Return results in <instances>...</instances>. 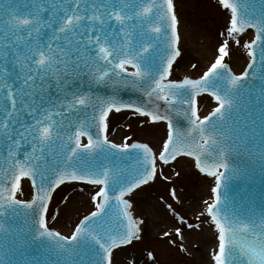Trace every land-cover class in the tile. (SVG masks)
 I'll return each instance as SVG.
<instances>
[{
    "label": "snow or ice",
    "instance_id": "6c2138e0",
    "mask_svg": "<svg viewBox=\"0 0 264 264\" xmlns=\"http://www.w3.org/2000/svg\"><path fill=\"white\" fill-rule=\"evenodd\" d=\"M220 3L231 11L225 32L235 44H241L239 37L246 28H257L255 39L243 47L250 50L252 63L248 67L264 80V71L257 70V59L260 69L264 70V10L253 24L247 13L238 14L237 3L230 0H220ZM246 3L254 4L255 0H246ZM7 4L5 7L0 0V16H8L7 20H0V158L9 165L0 175V186H3L0 196L7 191L4 203L24 204L17 199V194L24 190L22 178L31 177L38 190L36 199L41 202L37 232L40 236L52 237L60 234L49 231L45 220L48 208L45 197L39 193L46 186L51 191L53 185L65 181L103 186L91 197L93 200L102 197L97 210L80 221L70 238L82 251L76 248L67 251L70 256L82 255L81 264H88L83 260L87 255L83 246L89 244L93 254L90 264H114V250H122V246L140 239L142 221L133 219L131 205L124 199L126 194L157 177V159L167 164L182 153L195 154L192 145L186 143L187 134L178 129L175 115H183L191 129L201 135L207 122L231 141L234 150H239L241 135L236 129L239 120L233 118V110L238 114L241 107L247 110L249 103H253L246 94L250 90L243 88L249 72L231 74L228 64L224 63L229 55V44L225 41L218 48V58L202 77L169 79L173 62L181 55L177 47L180 34L174 0L147 3L146 0H16L15 7L11 6L12 0H7ZM225 74L233 88L221 95L214 81L216 77L223 80ZM100 86L111 89L112 94L105 96L93 90ZM128 87L143 92L148 101L123 100L120 90ZM209 92L218 106L211 115L201 119L198 98L204 99L201 94ZM158 101L166 105L164 112L160 111ZM261 101H264V91L254 103ZM149 104L154 105L151 110ZM177 104L182 111L177 110ZM124 109H134L135 113L150 116L153 121L168 122L166 142L158 156L147 143L117 144L108 139L109 114L116 119V114ZM258 113V119L264 123V107H259ZM252 124H256L255 119ZM261 136L264 137V131ZM85 137L87 143L82 142ZM25 147L30 150H24ZM129 150L134 152L136 164L131 173L120 164L129 156ZM21 151L23 159L19 155ZM49 155H53L51 161L46 158ZM60 156H63V170L57 171ZM196 158L200 160V156ZM198 166L208 171L202 164ZM211 175L220 176L218 172ZM219 186L217 178L216 188L212 190L216 192L217 203ZM27 191L30 196V187ZM81 195L74 192L68 203ZM34 203L27 207L31 208ZM106 207L111 211L106 212ZM206 207L218 229L215 264H264V217L258 226L254 224V238L249 239L231 227L226 228L216 218L215 204ZM113 217L119 218L115 224ZM89 222L97 227L86 228ZM175 231L179 233L181 229ZM229 232L231 235H226ZM63 239L67 241L69 237ZM148 256L153 257V253L149 252ZM68 264L77 262L69 260ZM153 264H156L155 257Z\"/></svg>",
    "mask_w": 264,
    "mask_h": 264
},
{
    "label": "rangeland",
    "instance_id": "374dc122",
    "mask_svg": "<svg viewBox=\"0 0 264 264\" xmlns=\"http://www.w3.org/2000/svg\"><path fill=\"white\" fill-rule=\"evenodd\" d=\"M174 2L184 22L192 27L191 39L196 43L194 48L185 44L179 48L181 62L184 64L182 69L190 72L194 78L203 75L206 66L202 62V54L197 55L194 49L204 44L208 47V52L218 58L219 46L227 41L229 55L224 62L230 65L235 74L243 71L241 66L248 55L243 45L247 44L245 37L249 35L240 36L239 45L226 35L229 9H225L220 0ZM212 63L214 61L210 65ZM172 76L175 80L184 78L180 70H175ZM202 97L204 99H200L198 103L200 115L205 111L210 112L216 106L214 98L207 95ZM116 117L112 119V114L109 117L108 139L118 142L117 144L137 139L155 148L158 142L165 141L164 123L154 124L135 112L117 113ZM128 137L130 139L126 140ZM157 172L152 183L138 189L130 197L135 216L142 218V234L139 241L114 251V264H153V257L156 264H215L216 240L209 233L211 222L207 211H200V208L207 205L206 192L202 189L204 177L194 169L191 159L179 160L171 166L159 164ZM206 179L211 182L213 178ZM24 186L20 199H32V190L30 196L27 191L29 183ZM99 190L100 187L81 183H71L59 188L47 212L48 227L61 234L66 229H74L81 215H89L96 209L100 198L93 200L91 197ZM74 192H81L82 195L68 203ZM197 225L199 227H195ZM176 228L181 231L177 233ZM149 252L153 253V257L148 256Z\"/></svg>",
    "mask_w": 264,
    "mask_h": 264
},
{
    "label": "water",
    "instance_id": "95a60500",
    "mask_svg": "<svg viewBox=\"0 0 264 264\" xmlns=\"http://www.w3.org/2000/svg\"><path fill=\"white\" fill-rule=\"evenodd\" d=\"M2 2L5 3V7L8 6L7 0H2ZM147 2H150V0H146V3ZM230 3H237L238 14L247 13L248 18L253 24H255L260 12L264 10V4L261 3V0H255L254 4H248L246 3V0H230ZM11 6H16V0H12ZM21 7L23 6L21 5ZM7 19V15L0 16V20ZM250 30L253 31L255 35L257 34V28L253 26L246 28L245 33ZM251 40L252 35L250 41ZM246 65L247 62L244 63L243 70ZM129 67L131 68V66ZM207 69L208 68L204 69V72ZM229 69L231 70L230 67ZM257 70L264 71L260 69L259 59H257ZM246 71L249 72V76L244 79L243 88L250 90L246 94L249 97V100L253 103H249L247 110L241 107L238 114L233 110V118L235 120H239V124L236 125L237 133L241 135V141L239 142L240 147L238 151L231 147V141L218 134V132L208 125L207 122L205 132L201 135L198 131H193L191 129V125L183 115H175L174 121L178 129L187 134L186 143L192 145V150L195 153L192 156L182 153L181 156L177 157V159L182 156L193 158L195 160L196 168L201 173L211 175V172H218L220 174L219 177H216L220 179V201L219 203L215 202L216 207L214 209L216 218L220 219L226 228L231 227L239 235H247L249 239H253V226L254 224L258 226L260 224L261 217H264V137L261 136V132L264 131V123L258 119V108L264 107V101H261L260 104L254 103L257 95L261 91H264V80H261L259 75H254L253 70L249 67H247ZM231 74L235 75L232 70ZM214 82L217 85L216 90L219 91L221 95H224L225 91L228 89L233 88L227 74H225V78L223 80L216 77ZM77 84H80V82L77 81ZM83 87L85 91H87V85L84 84ZM93 90L105 96L112 94L111 89H106L103 86L94 88ZM207 94L210 95V92ZM120 97L125 101H148V97L143 92L133 90L131 87L121 88ZM157 103L161 105L160 111L164 112L166 107L164 102L158 101ZM153 107V104L148 105L149 110ZM124 110L134 111V109ZM177 110L182 111V107L179 104H177ZM249 112L252 114L249 115ZM213 119H218V117H213ZM254 119L256 120L255 125L252 124V120ZM164 122L168 124L166 120H164ZM83 139H86L87 141L86 137L82 138V141ZM134 141L139 140L136 139ZM57 143H59V141H57ZM24 150H30V148L25 147ZM4 155H7L6 151H4ZM19 155L20 158L23 159V151H21ZM197 156H200L199 161H197ZM46 158L51 161L53 159V155H49ZM62 160L63 156L57 157V164L60 165V167L57 168V171L63 170V164L61 163ZM174 161L175 160H169L167 164H171ZM120 164L122 168L131 173L136 167L134 152L129 150V156L122 159ZM201 164L203 167L208 169L207 172L202 171L201 167L198 166ZM225 164L227 167H224ZM8 167L9 165L4 163L3 159L0 158V175L5 173L8 170ZM24 179L29 180L33 188L34 199L32 201H35V203L31 208L27 207V205L32 201L16 205L4 203L3 196L8 195L7 191H4L3 196H0V264H68L69 260L76 261L77 264H81L82 255L70 256L67 251V249L72 248H76L77 251H82L76 242L70 239L71 237H69V240L67 241L63 239L65 236L69 235L52 237L39 235L37 232V229L39 228L38 209L41 202L36 199L38 190L36 185L32 183L31 177L22 178V180ZM52 179L55 180L56 177L52 176ZM67 182L87 183L86 181H65L63 184ZM63 184L53 185L51 191H48L46 186L44 192L39 193L42 197H45L44 203L47 205V208L54 192ZM143 185L145 184H142L139 187ZM6 187H10V184H7ZM137 188L133 189L132 192H134ZM132 192L127 193L124 199H127ZM109 195H113V193H109ZM29 200L31 199L23 201ZM101 200L102 197L100 198V202ZM129 204L132 206L130 202ZM33 209H37V211L34 212ZM105 211L109 212L111 210L106 207ZM85 216L87 215H81L80 219ZM136 218L142 221V218L133 216L135 221H137ZM118 219V217H113V224H115ZM97 220L100 223H103V221H100L99 218H97ZM85 227L91 229L96 228L97 225L89 222L85 225ZM49 231L57 233L54 230L49 229ZM258 234L259 233H257V235ZM226 235H231V232ZM58 245H63V248L58 247ZM83 249L87 250V255L83 257V260L90 264L93 255L91 245L85 244Z\"/></svg>",
    "mask_w": 264,
    "mask_h": 264
},
{
    "label": "bare ground",
    "instance_id": "6f19581e",
    "mask_svg": "<svg viewBox=\"0 0 264 264\" xmlns=\"http://www.w3.org/2000/svg\"><path fill=\"white\" fill-rule=\"evenodd\" d=\"M174 5H175V10L177 12V19L179 21V23L177 25L178 34H180V41L178 43L179 46H177V47L181 49L182 45L185 44V45H189L190 47L194 48V45H196V43L191 39V33H190L192 31V27H189L187 25V23L184 22V19L182 18V16L179 15L175 2H174ZM230 15H231V13H230V10H229L227 19L230 18ZM228 21H229V19H228ZM248 35H249V37H245L246 40H247V43H249L250 38H251V34H248ZM207 48L208 47L205 46L204 44H200V46L196 47L197 50L194 49V51L196 52L197 55L202 54V62L204 63L206 68H209V67H211L210 62L211 61L215 62V58H214V56L212 55L211 52H208L209 50ZM246 51L248 52L249 50L247 49ZM181 58L182 57L180 56V58L173 63V71H172V74L170 75V79H174L172 75H173L175 70H180L184 78L188 77V78H191V79H195L194 76L190 72H187V71H185V69H182L184 64L181 62L182 61ZM248 61H249V55L246 56L244 62L248 63ZM243 66L244 65L241 66V69H243ZM204 95H207V94H203L202 96H204ZM200 99L201 98H198L199 103H200ZM207 113H208L207 111L203 112L202 115H200L201 118L204 115H207ZM111 114L112 113L109 114V117H110ZM164 137H166L165 134H164ZM110 141H112V140H110ZM82 142L85 143V139ZM114 143H118V142L114 141ZM162 145H163V142H158V145L155 146V148L153 147V149H152L154 151V153H156L158 155L159 151H161V149L163 148ZM179 160H182V158L177 159L174 163L178 162ZM158 165H159V163L157 162V169H158ZM213 180L214 179H212V181L209 182V180L206 179V177L203 178L202 189H203L204 192H206L205 200H207V205L211 204L212 200H213V191H212L213 190V184H214ZM21 183H22V188L24 189L25 188L24 185H25V183L27 184V182L26 181H22ZM70 183L71 182H67L64 185H67V184H70ZM19 196H20V192L18 193V196H17V198L20 199ZM206 208H207L206 206L204 208H200V211H204V213H205L207 211ZM48 210H49V208H48ZM131 211H132L133 216H135V213H134L133 209H131ZM203 216L206 217L207 215L203 214ZM209 221L211 222V220H209ZM211 226H212L211 229L209 228V233L212 234V236L216 240V242H215V251H216V254H218V229L215 227V225L212 222H211ZM140 229H141L140 233L142 234V225L140 226ZM72 232H73V229H66V230H64L62 235H70V234H72Z\"/></svg>",
    "mask_w": 264,
    "mask_h": 264
}]
</instances>
